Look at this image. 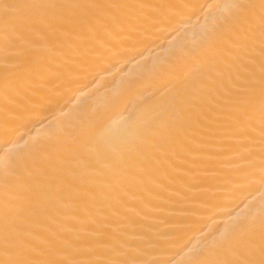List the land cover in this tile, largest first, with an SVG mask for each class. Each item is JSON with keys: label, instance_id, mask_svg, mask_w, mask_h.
I'll return each instance as SVG.
<instances>
[{"label": "snow or ice", "instance_id": "1", "mask_svg": "<svg viewBox=\"0 0 264 264\" xmlns=\"http://www.w3.org/2000/svg\"><path fill=\"white\" fill-rule=\"evenodd\" d=\"M0 133V264H264V0H0Z\"/></svg>", "mask_w": 264, "mask_h": 264}, {"label": "bare ground", "instance_id": "2", "mask_svg": "<svg viewBox=\"0 0 264 264\" xmlns=\"http://www.w3.org/2000/svg\"><path fill=\"white\" fill-rule=\"evenodd\" d=\"M176 3L187 2V0H173ZM195 2L203 3V4H217V3H225L227 0H195ZM154 53L145 52L144 59L142 63L146 64L149 62L148 58L153 57ZM137 59H141V57H137ZM133 70V65H129L125 72ZM119 69H113V73L118 72ZM124 73H120L116 77V80L119 81L121 76ZM112 79L111 75H106L105 79H100L95 77L94 74L86 76L76 87H79L81 91H73L68 92L60 99V105H67L69 109L73 111L80 112H88L93 108L98 96L108 92L114 85L109 83ZM48 116V121L46 123L51 122L52 125H56L62 122L65 117H63L58 109H54L51 113H45ZM120 117L115 115L113 117V125H118L120 122ZM25 131V129H21V132ZM19 134V133H18ZM4 150V137L2 133H0V151ZM179 259V257H177Z\"/></svg>", "mask_w": 264, "mask_h": 264}]
</instances>
